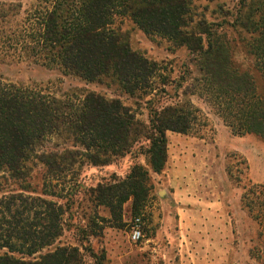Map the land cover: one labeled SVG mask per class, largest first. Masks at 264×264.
I'll use <instances>...</instances> for the list:
<instances>
[{
	"label": "trees",
	"instance_id": "1",
	"mask_svg": "<svg viewBox=\"0 0 264 264\" xmlns=\"http://www.w3.org/2000/svg\"><path fill=\"white\" fill-rule=\"evenodd\" d=\"M194 1L40 0L23 15L20 6L0 3V62L32 60L86 82H110L130 97H149L145 124L118 99L93 92L61 98L0 81V264H104L103 251L56 244L66 209L53 199L55 189L63 191L60 184L85 163L105 166L143 140L145 165L91 190L96 205L109 211V219L98 221L120 227L124 204L131 202L137 218L151 175L166 165V133L187 135L198 120L196 110L178 101L156 106L158 92L166 96L181 84L172 87L163 63L130 48L114 25L118 19L186 48L196 59L197 84L214 98L231 132L264 141V95L234 65L218 27L197 18ZM246 1L234 11L232 28L250 35L245 45L264 77V8ZM243 199L264 231V188L250 187ZM259 253L256 259L264 264V251Z\"/></svg>",
	"mask_w": 264,
	"mask_h": 264
},
{
	"label": "rangeland",
	"instance_id": "2",
	"mask_svg": "<svg viewBox=\"0 0 264 264\" xmlns=\"http://www.w3.org/2000/svg\"><path fill=\"white\" fill-rule=\"evenodd\" d=\"M39 1L0 3L20 6L17 12L23 15ZM246 2L264 8V0ZM240 3L196 0L193 10L197 18L218 27L217 34L229 42L234 65L250 75L256 92L264 95V77L245 45L250 35L232 28V15ZM114 25L133 51L165 65L172 87L181 84L174 90L168 88L166 96L158 92L156 106L178 101L196 110L198 120L187 135L166 133V165L160 174L151 175L149 195L137 218L132 215L131 202L124 204L120 227L98 221L109 219V211L96 205L91 190L113 182L114 177L124 178L135 164L145 165L143 140L129 154L113 158L105 166L85 163L77 175L67 176L58 187L63 191L54 188L53 199L66 209L64 230L56 244L103 251L104 264H259L256 258L264 251V231L245 208L243 195L252 186L264 188V141L253 134L231 132L214 98L202 93L197 84L200 73L196 59L186 48L147 36L126 19H118ZM0 81L61 98L93 92L107 100L118 99L136 119L147 123L145 102L149 97H130L110 82H86L32 60L0 62ZM59 194L61 199L56 197ZM135 220L142 236L137 243L129 237Z\"/></svg>",
	"mask_w": 264,
	"mask_h": 264
},
{
	"label": "built area",
	"instance_id": "3",
	"mask_svg": "<svg viewBox=\"0 0 264 264\" xmlns=\"http://www.w3.org/2000/svg\"><path fill=\"white\" fill-rule=\"evenodd\" d=\"M130 240L133 243H137L140 241L141 239V232L139 229V224H138V220H135V224L133 225L131 232H130Z\"/></svg>",
	"mask_w": 264,
	"mask_h": 264
}]
</instances>
